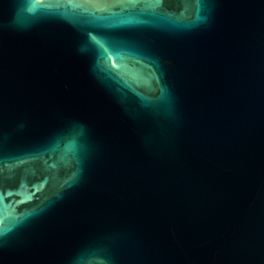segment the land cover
I'll return each instance as SVG.
<instances>
[{
    "label": "water",
    "instance_id": "1",
    "mask_svg": "<svg viewBox=\"0 0 264 264\" xmlns=\"http://www.w3.org/2000/svg\"><path fill=\"white\" fill-rule=\"evenodd\" d=\"M0 264H264V0H0Z\"/></svg>",
    "mask_w": 264,
    "mask_h": 264
}]
</instances>
